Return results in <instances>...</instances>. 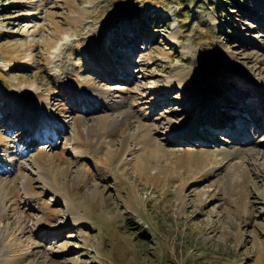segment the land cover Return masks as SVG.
I'll use <instances>...</instances> for the list:
<instances>
[{
  "label": "rangeland",
  "instance_id": "1",
  "mask_svg": "<svg viewBox=\"0 0 264 264\" xmlns=\"http://www.w3.org/2000/svg\"><path fill=\"white\" fill-rule=\"evenodd\" d=\"M37 93L55 123L46 142L20 130L42 132V118L13 109ZM212 111L247 118L209 129ZM167 116L187 122L149 134ZM129 121L144 138L127 159L153 136L167 150L146 175L100 144ZM0 197V264H264V0H0Z\"/></svg>",
  "mask_w": 264,
  "mask_h": 264
},
{
  "label": "bare ground",
  "instance_id": "2",
  "mask_svg": "<svg viewBox=\"0 0 264 264\" xmlns=\"http://www.w3.org/2000/svg\"><path fill=\"white\" fill-rule=\"evenodd\" d=\"M166 39L171 40V41H175L174 36L173 37L167 36ZM100 40L101 39L98 40V42L96 44L97 46H98V44L100 45ZM94 47H96V46H94ZM94 47H92L91 49L93 50ZM94 49H96V48H94ZM185 74H186V78L184 80L185 84H183L184 85L183 86L184 87L183 101L185 103H186V101H188L187 105L190 107V104L192 102L190 97L194 95V91L191 90V88L189 86L190 84H189L188 79H190V81H192L191 80L192 73L190 70H188V71H185ZM179 83L181 84V81ZM168 86H170V82L167 83L166 88H168ZM193 86H194V84H193ZM63 88L65 90H68V88H69V89H71V91H75L74 89H72L73 87L70 85V83H64ZM164 91H167V90H164ZM251 91L255 92V94H258L256 92V89L255 90L253 89ZM40 95H41L40 93H37L34 96V98L31 99L29 104L27 102H25L24 100H19L17 102V104L13 105V109H14V113H16V117L19 118L21 120V122L24 123L25 125H27L26 123L29 122L30 117H28V116L30 113H35L42 118V121L44 123V130H46L48 135L44 134V130L42 132L38 133V131L36 129H31V127H29V125L26 126V130L23 129V126H21V128H20V130L23 131V133H24L22 135V137H27V135L29 137L31 133L33 134V132H36L37 136H32V138H34V142H36L38 140L46 142V140H48V139H46V136L53 137V134H54V132L51 131L52 126H54V124H55V123L53 124V122H52V111H49L48 106H46L47 104H45L47 99L40 96ZM91 98L93 99V97H91ZM91 98H89V100ZM222 102L223 101H220L219 103L222 104ZM187 105H186V107H187ZM46 107H47V110H46ZM230 116H231V118L225 117V114L222 112L212 111V112H210V118L205 119L204 121H205V124L210 125L208 127L209 129L221 127L222 129H224L226 131H230L229 130L230 127L234 125L233 124L234 120H236V123L238 124V122L244 123L246 118H247V114H245L244 116L241 115L237 119V117H238L237 112L235 114H231ZM230 119H232V120H230ZM229 120H230V123L227 124ZM210 121L214 122V123L211 124ZM181 122H183L185 124L187 122V120H185V121L184 120H181V121L178 120V122H175V120H173L167 116L166 118H164L161 121H155L154 125L151 127L149 134L151 133V131H152V133H156V131L161 130V131H163L162 134L171 133V135L174 136V134H176V133H172V132H175L174 131L175 128H179L180 126H182ZM72 123H73L72 124L73 125L72 126L73 137H72V146L70 147L71 153L82 154L84 152L85 146L88 142L87 141V135H85V133H84L85 130H82L81 128H79V120L77 117H73ZM130 123H131L130 127L129 126L127 127L122 122L123 126L127 129L118 138L112 137L110 131L107 132L108 137H105V135H103L101 133L103 138L100 140V142H101L100 144L104 143V144L108 145L109 151L114 153L115 160L122 163V162H126L128 159H130L131 160L130 164L133 166V168L136 167L135 171H136L137 167L140 166V168L142 167L143 173H145V175H146V173H147L146 172V167H147L146 161L148 159H152V157L158 156L160 158L161 156H165L167 150L164 148V146L161 144V142L153 136V137H151V143L152 144L150 147H149V145L143 144L142 148H140L139 151H135L133 153V155L128 156V159H127L124 156V153L128 149H130V144L128 143V142H130V139L135 137L136 135H137V137H136L135 142L140 141L144 138L143 133L140 132L142 130L143 125L137 124V123H132V122H130ZM18 124H20V122L17 121V125ZM93 126L94 125H89V127H93ZM169 126H171V127H169ZM244 126L245 125L243 124L241 127H238V128L241 130L244 128ZM210 127H212V128H210ZM138 132H140V133L138 134ZM182 132L185 133V131H182ZM16 133H18V131ZM22 137L21 136L18 137V141L21 142L24 139V138L22 139ZM28 137L26 139L29 140ZM43 137H45V138H43ZM54 137H55V135H54ZM55 139H57V138H55ZM159 139H162V138L159 137ZM28 140H26V142ZM33 143H30V145H32ZM33 163H35V162L33 161ZM35 169H36V172L39 174V177L42 179L44 186L51 188L52 191L56 194L57 198H61V200H63L65 208L69 213V214L67 213V216L65 217L66 218L65 221L68 222L71 220L72 223H74L75 225L77 223H79L80 221H82V218L79 217L78 214L74 211L75 209L73 210L70 207L72 202H73V199H72L71 195L69 194L68 189L63 188V190H60L61 188L58 189L56 187L55 183H57V181H56L54 173L50 170L51 168H46L45 166L41 165L39 168H35ZM26 192H27V194H25V195H27L26 201H29V202H32L33 198L36 195H38L37 193H33L29 190ZM1 204H2V198L0 197V207H1ZM37 222H39V221H37ZM41 224H39V225L37 224L38 226L36 227V230H35L37 233H42V231H44V227H43L44 224L43 225H41Z\"/></svg>",
  "mask_w": 264,
  "mask_h": 264
},
{
  "label": "trees",
  "instance_id": "3",
  "mask_svg": "<svg viewBox=\"0 0 264 264\" xmlns=\"http://www.w3.org/2000/svg\"><path fill=\"white\" fill-rule=\"evenodd\" d=\"M210 6H213V4H211ZM187 12H189V10L186 9Z\"/></svg>",
  "mask_w": 264,
  "mask_h": 264
}]
</instances>
